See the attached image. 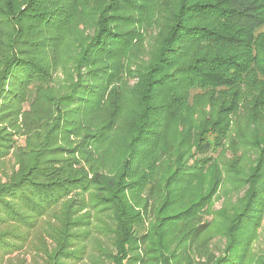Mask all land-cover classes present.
Listing matches in <instances>:
<instances>
[{
  "label": "trees",
  "instance_id": "1",
  "mask_svg": "<svg viewBox=\"0 0 264 264\" xmlns=\"http://www.w3.org/2000/svg\"><path fill=\"white\" fill-rule=\"evenodd\" d=\"M263 226L264 0H0V264H264Z\"/></svg>",
  "mask_w": 264,
  "mask_h": 264
},
{
  "label": "rangeland",
  "instance_id": "2",
  "mask_svg": "<svg viewBox=\"0 0 264 264\" xmlns=\"http://www.w3.org/2000/svg\"><path fill=\"white\" fill-rule=\"evenodd\" d=\"M16 137H19V136H16ZM18 141L19 142H23V139L21 137L18 138ZM10 157V156H9ZM9 159V158H8ZM14 160H7V166H6V169L9 171L12 169V166L14 165L13 163ZM221 195H223L222 191H221ZM236 195H234V199H235ZM216 204H215V207L216 208H219L222 206L223 204V197L219 198L218 200H216ZM260 237L254 242V246H253V253L254 255H258V254H261V253H264V226L260 228Z\"/></svg>",
  "mask_w": 264,
  "mask_h": 264
}]
</instances>
